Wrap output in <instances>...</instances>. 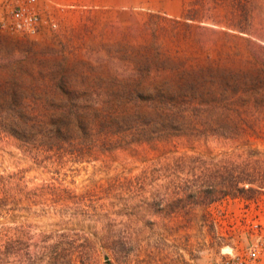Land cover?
<instances>
[{
	"label": "trees",
	"instance_id": "1",
	"mask_svg": "<svg viewBox=\"0 0 264 264\" xmlns=\"http://www.w3.org/2000/svg\"><path fill=\"white\" fill-rule=\"evenodd\" d=\"M238 3L246 14H240V25L234 27L244 33L254 13L264 11V0ZM191 12L186 10L188 20L193 19ZM251 67L209 63L169 70L135 68L132 77L113 82L119 98L106 101L80 99L62 84L56 86L61 98L42 103L28 98L15 82L1 84L0 135L13 138L36 159L60 167L86 158L98 161L93 158H107L128 142L149 144L165 156L147 159L149 166L138 175L121 174L83 189L58 180L31 185L24 172L0 173V218L59 210L71 220L89 222L86 229L94 224L93 231L44 234L0 222V264H40L44 259L48 264H77L74 257L91 264L103 248L115 255L132 249L131 233L113 242L111 232L102 233L116 228L120 215H128L133 224L132 209L157 208L167 216L181 215L190 224L199 209L264 192V153L251 149L243 137L249 116L264 109V72L255 63ZM120 131L129 139L114 136ZM214 140L237 147L218 154L180 153L175 145L183 141L194 148Z\"/></svg>",
	"mask_w": 264,
	"mask_h": 264
},
{
	"label": "rangeland",
	"instance_id": "2",
	"mask_svg": "<svg viewBox=\"0 0 264 264\" xmlns=\"http://www.w3.org/2000/svg\"><path fill=\"white\" fill-rule=\"evenodd\" d=\"M239 4L238 0H125L119 10L113 5L88 12L67 9L59 13L57 30L34 38L0 34V85L15 82L28 98L42 103L61 98L56 86L62 84L80 99L106 101L119 98L113 82L132 77L135 68L169 70L215 63L249 69L252 62L264 72V11H256L242 33L234 27L240 25V14H246ZM187 9L192 20L185 17ZM99 86L105 88L100 91ZM247 122L243 137L251 149L264 153V109ZM120 133L114 136L129 139L128 133ZM177 142L180 153L218 154L237 147L216 140L194 148ZM128 143L107 158L99 154L93 158L98 161L86 158L60 167L43 157L36 159L13 138L0 135V173L24 172L31 185L58 180L83 189L121 174L138 175L149 166L147 159L165 156L149 144ZM132 212L133 224L128 215H120L116 228L102 230L105 235L112 233L109 242L126 240L131 233L132 249L115 255L103 248L91 264H244L252 251L259 257L253 264H264V192L199 209L190 224L181 215L167 216L157 208ZM5 216L0 222L6 227L30 226L44 234L86 229L89 223L71 220L59 210ZM72 262L81 264L76 257ZM48 263L49 259L40 262Z\"/></svg>",
	"mask_w": 264,
	"mask_h": 264
},
{
	"label": "built area",
	"instance_id": "3",
	"mask_svg": "<svg viewBox=\"0 0 264 264\" xmlns=\"http://www.w3.org/2000/svg\"><path fill=\"white\" fill-rule=\"evenodd\" d=\"M59 13L47 9L38 0H0V34L34 38L47 30H57ZM258 253L252 251L249 261L253 264Z\"/></svg>",
	"mask_w": 264,
	"mask_h": 264
},
{
	"label": "crops",
	"instance_id": "4",
	"mask_svg": "<svg viewBox=\"0 0 264 264\" xmlns=\"http://www.w3.org/2000/svg\"><path fill=\"white\" fill-rule=\"evenodd\" d=\"M39 4L56 13H61L67 9L73 12L90 11L92 9L106 10L110 5L117 10L123 9L125 0H38Z\"/></svg>",
	"mask_w": 264,
	"mask_h": 264
}]
</instances>
